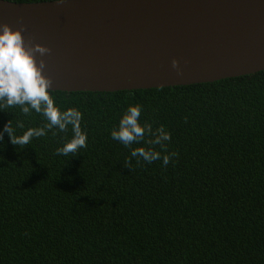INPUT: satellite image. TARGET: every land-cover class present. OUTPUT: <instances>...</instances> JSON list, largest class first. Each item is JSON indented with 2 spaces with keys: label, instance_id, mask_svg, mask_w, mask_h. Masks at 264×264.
Segmentation results:
<instances>
[{
  "label": "trees",
  "instance_id": "trees-1",
  "mask_svg": "<svg viewBox=\"0 0 264 264\" xmlns=\"http://www.w3.org/2000/svg\"><path fill=\"white\" fill-rule=\"evenodd\" d=\"M36 2L49 0H9ZM82 113L86 147L48 131L23 149L0 142V264H264V70L212 82L117 91L49 90ZM170 133L127 148L110 131L129 105ZM24 129L36 113L0 111ZM150 135L145 140H150ZM175 152L167 165L129 152Z\"/></svg>",
  "mask_w": 264,
  "mask_h": 264
},
{
  "label": "water",
  "instance_id": "water-1",
  "mask_svg": "<svg viewBox=\"0 0 264 264\" xmlns=\"http://www.w3.org/2000/svg\"><path fill=\"white\" fill-rule=\"evenodd\" d=\"M5 23L28 46L49 49L35 58L51 91L188 85L264 70V0H0Z\"/></svg>",
  "mask_w": 264,
  "mask_h": 264
},
{
  "label": "clouds",
  "instance_id": "clouds-1",
  "mask_svg": "<svg viewBox=\"0 0 264 264\" xmlns=\"http://www.w3.org/2000/svg\"><path fill=\"white\" fill-rule=\"evenodd\" d=\"M56 2L62 3L63 0ZM48 51L49 49L40 44H25L20 29H12L6 23L0 24V111L18 106L20 113L25 117L36 113L46 121L42 127H28L21 134H17V129L25 128L24 121L17 120L13 127L9 120L0 128V142L7 134L12 145L23 149L33 138L43 137L48 131H53V134L55 130L65 132L71 126V138L55 149L57 156L67 157L69 153H76L78 149L87 146V134L80 126L82 113L72 107L61 111L49 94L51 81L42 74L44 60L41 59L37 63L35 58V54L44 56ZM171 64L173 68L177 67L176 60H172ZM141 111L140 105H129L119 119L117 127L110 131L111 139L126 148L133 143L144 141L149 145H160L163 151L166 147L164 142L170 139V133L163 125L153 130L151 124H141ZM146 135H150L152 139L145 140ZM161 151L152 147H137L129 152V156L138 163L142 160L151 164L161 160L162 164L167 165L170 157L176 155L171 152L162 156Z\"/></svg>",
  "mask_w": 264,
  "mask_h": 264
}]
</instances>
